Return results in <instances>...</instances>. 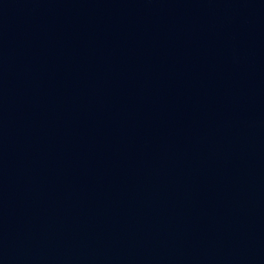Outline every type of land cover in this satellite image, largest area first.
I'll use <instances>...</instances> for the list:
<instances>
[{
	"label": "water",
	"instance_id": "obj_1",
	"mask_svg": "<svg viewBox=\"0 0 264 264\" xmlns=\"http://www.w3.org/2000/svg\"><path fill=\"white\" fill-rule=\"evenodd\" d=\"M0 264H264V0H0Z\"/></svg>",
	"mask_w": 264,
	"mask_h": 264
}]
</instances>
